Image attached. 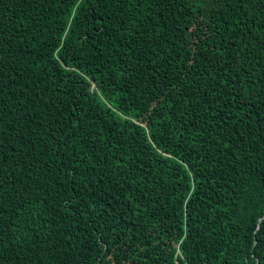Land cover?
Wrapping results in <instances>:
<instances>
[{"label":"trees","instance_id":"1","mask_svg":"<svg viewBox=\"0 0 264 264\" xmlns=\"http://www.w3.org/2000/svg\"><path fill=\"white\" fill-rule=\"evenodd\" d=\"M0 264H264V0H0Z\"/></svg>","mask_w":264,"mask_h":264}]
</instances>
